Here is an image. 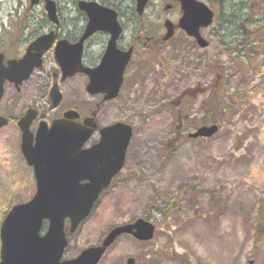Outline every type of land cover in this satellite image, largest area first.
Returning a JSON list of instances; mask_svg holds the SVG:
<instances>
[{"label":"rangeland","instance_id":"obj_1","mask_svg":"<svg viewBox=\"0 0 264 264\" xmlns=\"http://www.w3.org/2000/svg\"><path fill=\"white\" fill-rule=\"evenodd\" d=\"M54 1L59 9L75 7L71 0ZM92 1L120 14L122 42L129 41L134 32L128 9L135 0ZM203 1L210 6L209 0ZM167 4L172 7L164 11ZM26 7L29 0H0V33L2 29L6 33L0 38V51L19 44L11 24L17 14L25 15L17 23L26 22L30 15ZM249 7L250 0H221L219 11L212 8L213 24L201 31L207 47H198L176 27L168 42L149 43L136 52L118 98L101 101L102 96L82 92L84 117L96 110L99 126L124 121L133 134L123 170L77 230L66 235V259L98 245L112 227L144 218L156 225L152 240L139 242L123 235L99 264H126L129 257L136 264H264V0L250 12L253 28H243ZM33 8L39 22L30 23L46 24L43 5ZM179 16L178 4L172 0H150L140 18L147 26L144 34L161 37L163 21L168 18L176 24ZM21 33L20 28L16 41ZM245 38L249 43L240 49L238 44ZM105 42L104 35L93 36L88 52L93 54ZM216 60L228 93L209 113L203 104L215 78ZM69 94L49 116L77 103ZM11 97L5 96L0 113L16 115L28 101ZM183 102H190L188 111L178 114L176 107ZM214 122L219 129L213 136L187 137L197 124ZM19 136L14 121L0 129V224L11 206L28 201L35 192ZM97 138L95 133L89 143Z\"/></svg>","mask_w":264,"mask_h":264},{"label":"water","instance_id":"obj_2","mask_svg":"<svg viewBox=\"0 0 264 264\" xmlns=\"http://www.w3.org/2000/svg\"><path fill=\"white\" fill-rule=\"evenodd\" d=\"M43 1L49 20L57 24L55 2ZM135 1L136 11L142 14L149 0ZM175 1L179 2L182 12L177 27L193 37L201 48L207 47L208 42L200 29L212 23L214 12L202 0ZM37 2L31 0L30 4ZM77 7L87 17L84 32L75 44L60 40L55 48L56 60L64 77L68 70H71L69 74L76 72L78 65V69L88 76L86 90L89 94L102 93L103 100L113 99L118 95L132 48L125 51L117 48L122 27L114 9L92 0H79ZM164 26L163 40L166 41L172 37L174 25L166 20ZM98 31L110 36L105 51L96 67H84L80 63L83 43ZM53 38V32L38 37L22 59L11 60L7 66H3L0 55V99L3 82L7 79L18 83L27 78L32 68L39 66L40 56L52 45ZM51 97L53 105L60 99L55 88ZM35 117L34 111L29 110L18 126L21 130L20 150L33 169L36 190L29 201L13 205L1 222L0 264H98L106 249L121 235H132L139 241L151 240L155 225L138 218L132 223L113 227L100 244L83 249L76 257L62 259L68 244L65 219L69 220V231L73 233L89 215L99 195L124 165L132 128L123 122L106 126L100 130L98 143L82 149L94 131L93 118H86L81 124L74 121L77 113L68 111L62 118L55 119L50 127L40 122L33 135L29 126ZM6 123L7 120L0 117V127ZM217 130L216 124L203 125L188 137H211ZM44 221H47V228L41 235ZM126 264H135V259L127 258Z\"/></svg>","mask_w":264,"mask_h":264},{"label":"flooded vegetation","instance_id":"obj_3","mask_svg":"<svg viewBox=\"0 0 264 264\" xmlns=\"http://www.w3.org/2000/svg\"><path fill=\"white\" fill-rule=\"evenodd\" d=\"M129 12H131L129 15L131 16V22L133 23L134 21L138 20L136 15L133 14V9H128ZM30 12V15L26 17V22L19 24L17 23L18 20H24L25 15L23 17H20L19 14H17V17H14L13 21L16 23L11 24L12 30L15 31V34H17L20 31H23L24 33H21V37L19 39H15V34H13V39L15 42L19 41V44L17 47H11L10 49L5 47V49L0 51V54L2 55V60H3V65L6 66L9 61L11 60H16L18 61L21 59L26 53L29 45L41 34L44 32L48 31H53L54 32V42L49 50H46L43 52L42 57H41V65L39 67H35L31 70L30 74L28 77L21 82H10L8 80H5L3 84V95L0 101V106L2 101L4 100L5 96L12 94V101L17 99L19 102H24V100L28 99L26 103H23V106L19 107V111L16 115H8L6 113H0L1 116H5L8 118L9 122L14 121L16 127L17 122L20 120V118L30 109H33L37 113V118L34 122H32L30 129L32 131H35L39 121H44L47 123H51L52 120L56 117H61L64 112L68 110H73L77 112L78 122H83L84 121V116L81 112V106L82 102H79V99L82 98V92L85 91L86 88V82H85V73L78 69L77 65V70L73 74H69L71 70H68L67 76H63V73L56 61L55 58V45L59 40L65 39L69 43L73 44L76 43L81 34L84 31L85 28V23H86V17L83 12L78 10L77 8H62L58 12V18H59V23L57 25H53L52 23H46L44 25L42 24H34L30 23V20L34 21L37 20L34 15L31 13V10H28ZM65 11L68 12L69 17H66L64 14L61 12ZM43 14V12H42ZM67 15V14H66ZM72 15V16H71ZM118 16L121 18L120 14L118 13ZM28 19V21H27ZM45 21L46 18L43 17ZM140 22H142L140 20ZM142 24V23H140ZM134 24L131 26H135L132 28L133 32L131 34V37L129 41L127 42H122V37L123 35L120 36L118 42H117V47L121 50H127L130 47H133V52L136 53L141 50H145L147 45L150 44H157V41L154 40V35H148L144 34L146 32V25L142 24ZM23 28V29H22ZM146 28V29H145ZM16 29H19L16 31ZM138 29H141L143 31L142 34H136ZM104 35L106 38L105 45L103 44L101 48L94 52L93 54L89 53L87 50V44L89 43L90 39L95 36V35ZM6 35L5 30L2 29L0 33V38L2 36ZM91 38H89L83 46L81 58H80V63L83 66L87 67H95L96 65L99 64L100 59L103 55V52L105 50L106 44L108 42L109 36L107 33L104 32H98L94 34ZM161 37L159 36L158 39L161 40ZM143 41V42H142ZM141 43L143 47L139 49L136 45V43ZM23 44V45H22ZM10 45H13L10 43ZM134 55V54H133ZM133 57V56H132ZM132 59V58H131ZM131 61V60H130ZM128 66V65H127ZM126 66V68H127ZM125 73V72H124ZM88 80V78L86 77ZM55 88V91L58 89L57 92L60 93L61 95V100L60 102L52 106V97H51V92ZM70 93V94H69ZM69 95L72 96V98H75L77 100V103L74 104V106H65L61 109V111L58 113L57 116L55 114H50L49 112L52 111L53 109H57L60 107L64 99ZM30 101V102H29ZM19 130V128H18ZM20 132V130H19ZM21 137V135L19 136ZM90 144V143H89Z\"/></svg>","mask_w":264,"mask_h":264},{"label":"trees","instance_id":"obj_4","mask_svg":"<svg viewBox=\"0 0 264 264\" xmlns=\"http://www.w3.org/2000/svg\"><path fill=\"white\" fill-rule=\"evenodd\" d=\"M77 0H71V3L75 6ZM259 0H250V7H249V12L246 14V21H243V28L245 27H251L253 25V20H252V16L250 14V12L252 11V9L257 5V2ZM210 2V6L219 11L220 7H221V0H218V4L216 3L215 0H209ZM110 6L115 7L116 9L119 7L118 5L114 4V3H110ZM133 9V14H135L134 8ZM131 13V12H130ZM218 17V15L216 14V18ZM253 28V26L251 27ZM254 29H251L250 31H253ZM143 31H141V29H138L137 34H142ZM246 39V38H245ZM249 43V40H242V42H240V44H238V46H240V49L242 47V49L247 46V44ZM139 46H142L141 43H137ZM155 61H151V63H154ZM214 73H215V78L209 88V96L206 98L203 107L205 109V112H213L216 109H218L221 105V99H223V97H225L228 93V88L226 87L225 83H224V77L222 75V70L219 67V61H215V65H214V69H213ZM190 101V100H189ZM190 105V102L188 103H180L176 108V112L178 114H181L180 112H184L186 114V112L188 111V106ZM198 125V124H197ZM163 199H166L163 197ZM172 201L171 198L168 197V201H167V205L168 208L171 206ZM154 208V207H153ZM157 211H162L163 209H160L158 207L154 208Z\"/></svg>","mask_w":264,"mask_h":264},{"label":"bare ground","instance_id":"obj_5","mask_svg":"<svg viewBox=\"0 0 264 264\" xmlns=\"http://www.w3.org/2000/svg\"><path fill=\"white\" fill-rule=\"evenodd\" d=\"M78 1H79V0H78ZM113 1H115L116 3H118V2H119V1L117 2L116 0H113Z\"/></svg>","mask_w":264,"mask_h":264}]
</instances>
